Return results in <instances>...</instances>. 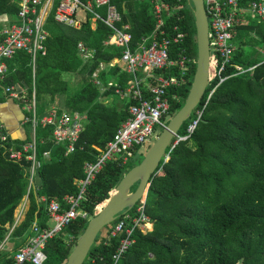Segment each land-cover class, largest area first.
Listing matches in <instances>:
<instances>
[{
    "label": "trees",
    "instance_id": "trees-1",
    "mask_svg": "<svg viewBox=\"0 0 264 264\" xmlns=\"http://www.w3.org/2000/svg\"><path fill=\"white\" fill-rule=\"evenodd\" d=\"M62 1H55L46 21L49 37L36 57L35 67L32 56L25 52L0 60L7 68L0 89L17 86L27 90L24 100L28 104H32L35 94L39 120L53 109L85 115L87 122L78 142L83 151L64 157L65 146L55 145L53 130L41 126L36 129L38 168L29 194L30 209L10 236L15 241L13 251H0V264L13 261L14 254L33 236L36 222L44 228L48 226L49 214L42 197L47 202L63 201L64 196L79 192L76 182L85 178V163H94L99 156L94 147L104 150L129 120V108L137 105L133 101H113L109 105L99 102L100 93L91 83V75L100 64L104 65L99 75L103 81L116 77L124 88L132 79L122 66H109L121 58L122 50L106 46L112 32L101 23L94 30L90 20L81 30L58 24L55 14ZM257 1L242 0V7L248 10ZM111 4L121 15L122 25L129 27L133 47L156 36L157 40L170 41L171 60L182 50L194 61L197 59L194 17L188 0H111ZM157 5L170 11L169 15L163 12L160 29L155 15ZM18 11L16 0H0V16L7 15L10 25L18 22ZM243 21L237 28L234 40L237 52L227 75H236L237 66L255 69L227 80L206 105L214 85L208 87L203 102L179 132V137L187 138L177 145L174 144L178 138L173 141L167 151L170 159L162 162L152 179L147 215L153 232L137 231L135 245L119 264H264V20L246 16ZM180 35L185 39L174 44L173 39ZM81 44L94 52L91 59L84 60L78 49ZM195 71L194 62L188 87L170 90L171 116L184 106ZM76 74L81 79L73 89L65 76ZM177 74L178 70L157 73L166 78ZM174 94L179 95V100ZM105 95L112 96V91ZM196 121L190 134L189 127ZM31 143L29 140L16 144L15 148L19 150ZM46 153L51 155L49 163L44 160ZM141 161L138 156L125 166L106 165L88 186L81 202L88 219L78 218L48 242L45 264H66L98 207ZM30 169L31 163L24 160L18 164L10 162L0 148V246L8 234L6 227L13 223L15 210L28 194ZM136 188L137 185L133 191ZM113 227L114 224L102 231L84 264L112 263L121 239H111L105 244Z\"/></svg>",
    "mask_w": 264,
    "mask_h": 264
},
{
    "label": "built area",
    "instance_id": "built-area-1",
    "mask_svg": "<svg viewBox=\"0 0 264 264\" xmlns=\"http://www.w3.org/2000/svg\"><path fill=\"white\" fill-rule=\"evenodd\" d=\"M55 1L16 0L19 9L18 22L4 26L0 30V60L11 59L16 53L25 52L32 56L35 67L36 57L44 49V43L49 37L45 24ZM202 2L207 16L210 40L209 86L214 85L206 103L208 105L216 89L223 83L234 76L244 75L255 69V67L237 66L236 75H227L228 68L233 65V57L237 52V45L234 43L237 28L245 23L243 17L246 16L264 20V0L253 3L248 10L242 7V0H202ZM163 12H167L168 15L170 13L168 7L157 5L155 15L158 18V29L163 26ZM89 19L94 24L101 23L111 30L112 35L107 41L108 47L122 50L121 58L111 62L110 66L120 65L127 74L132 75V79L124 88L116 80L110 81L107 87L112 88L114 94L121 100L133 101L137 105L129 108V120L121 126L106 148L104 150L94 148L99 152V156L94 163L85 165V178L76 182L79 192L76 195L65 196L63 201L53 199L47 202L44 200L54 227L44 228L36 222L33 225V236L14 254L10 264H45L48 259L45 252L48 242L63 233L78 218L88 219V214L81 209V202L85 199L88 186L108 163L127 165L130 160L143 154V150L145 152L146 147L160 135L157 132L167 126L166 118L171 116L170 90L188 87L192 65L197 62V59L194 61L184 50L178 53L174 61L171 60L169 57L170 41L165 38L157 40L156 36H151L143 39L137 47H133L129 27L122 25L121 15L111 4V0H94L87 3L81 0H63L55 14V21L58 24L76 30H81ZM184 39L185 36L180 35L176 36L172 42L179 44ZM78 49L84 60L92 57V53L87 51L85 46L79 45ZM100 68L104 66L100 65ZM175 70H178V74L174 77L166 78L157 75L159 72L170 73ZM5 73L6 67L1 65L0 80L4 78ZM19 93L14 86L0 89V102L4 95L19 98ZM174 98L179 100L180 97L174 94ZM200 118L201 113L198 112V120ZM83 123L84 119L78 115L71 116L68 113L58 115L56 112L51 113L41 122L45 127H55L54 138L57 144L66 145V156L76 151ZM197 123L198 121L189 127L190 134L193 133ZM186 138L178 137L174 145ZM8 145L9 137L0 122V147L5 150L10 161L19 162L24 158L25 161L33 164L31 169V184H33L37 165L36 145L33 144L19 152L8 150ZM80 150L82 151V148ZM45 157L49 159V155ZM169 159L170 154L167 153L164 162ZM147 195L132 211L122 214L106 236V245L111 239L121 238L112 256L111 264H119L126 252L135 245L134 236L137 231L146 234L153 227L147 215ZM95 261L92 259L93 263Z\"/></svg>",
    "mask_w": 264,
    "mask_h": 264
},
{
    "label": "water",
    "instance_id": "water-1",
    "mask_svg": "<svg viewBox=\"0 0 264 264\" xmlns=\"http://www.w3.org/2000/svg\"><path fill=\"white\" fill-rule=\"evenodd\" d=\"M194 17L197 42L196 71L184 106L175 113L162 133L149 144L141 163L128 171L110 198L102 203L103 210L90 219L85 231L78 238L66 264H84L101 232L119 217L132 211L149 191L153 177L165 161L167 151L184 124L203 102L210 82L211 52L207 16L202 0H188ZM137 185L135 191L134 188ZM101 205V206H102ZM99 208V207H98Z\"/></svg>",
    "mask_w": 264,
    "mask_h": 264
},
{
    "label": "crops",
    "instance_id": "crops-1",
    "mask_svg": "<svg viewBox=\"0 0 264 264\" xmlns=\"http://www.w3.org/2000/svg\"><path fill=\"white\" fill-rule=\"evenodd\" d=\"M259 1L260 0H258L257 2H259ZM9 21H10V18L7 15L0 16V24L2 25V28L4 26L10 25L9 24ZM95 28H96V24H94V22L91 21V29L94 30ZM106 46H107V42H106ZM87 51H89V50H87ZM89 52H91L92 53V56H93L94 52L93 51H89ZM262 55H263V52H262ZM91 58H89V59H91ZM112 62H114V61H112ZM1 65H5L4 62H0V66ZM100 65H102V64H100ZM100 65L95 70V72L91 75V83L95 87L98 88L99 93H100L99 102L101 104H103V105H109L110 103H112L114 101V97H117L118 98V101H121V102L128 101V100H121L120 97H118L117 95L114 94L112 88H108L107 87V84L110 81H114V80L117 81V78L116 77L114 79H110L108 81H103L102 79H100L99 75H100L101 71L104 69V68H100ZM6 70H7V68H6ZM127 75H129V74H127ZM129 76H130V78H132V75H129ZM15 88H16V91L18 93L20 91L19 98H12L10 95H4L1 98L2 101L0 103V122H1V124L3 126V128H4V131L6 132V134L9 137V145L8 146H10V147L7 148L8 150H12V152H19V151H22L24 148L30 147L33 144L36 145V129L39 126H41L43 129L51 128L53 130L52 137H53V141H54L55 145H57V146H65V154H64V157H68L70 155H73L78 150L81 151L80 148H79V146H78V144H77L76 151L73 154H70V155H67L66 156V145L65 144H57V142H56V140L54 138L55 127H53V126L45 127V126H43L41 124V122L47 116H49L53 112H56L58 115H62L64 113H68L71 116L78 115L79 117H82L84 119V123H83V128H84V125L87 122V117L85 115H81V114H79L77 112H73L72 113V112H68L66 110L53 109V110H51L48 113L47 116H45L44 118H42L41 120H39L36 117L35 94L33 96L34 97V100H33L32 104H28L24 100V98H27V90L19 89L17 86ZM107 91H112V96L111 95L106 96L105 93ZM30 113L33 115L32 117L27 116V114H30ZM34 121H36V125H34ZM82 131H83V129H82ZM81 134H82V132H81ZM29 140H31V142H32L31 144L22 146L19 150H17L15 148V145L16 144H23L25 142H28ZM95 149H97V148H95ZM97 150H100V149H97ZM82 151H83V149H82ZM96 152H98V151H96ZM5 154L7 156V153L6 152H5ZM46 155H49V159H46V157H45ZM35 156H36V163H37L36 170H37V168H38L37 148H36V155ZM7 158H8V156H7ZM23 160H24V158L21 161H19V162H13V163H17L18 164V163H21ZM44 160H45L46 163H49L51 161V155L49 153H46L44 155ZM10 162H12V161H10ZM25 162H28V161H25ZM29 163H31V162H29ZM85 164H87V163H85ZM32 166H33V164L31 163V169H32ZM31 169H30V173H29L28 194L25 195L23 197V199H22L23 205H19L18 208L15 210L14 215H13V223L11 224V226H7L6 227V229L8 230V234H7L4 242L0 246V251H4V252H6V251H8V252L13 251V246H14L13 243L15 241H14V239L10 238V236H11L12 232L14 231V229H16L24 221L25 215H27V213H28V211L30 209V203L31 202H30V199H29V194H30V192H31V190H32V188L34 186V183H35L34 180H35V177H36V172H35V176H34V179H33V184H31ZM37 185H38V183H37ZM74 195H76V194H74ZM44 200H46V198L45 197H42V201L43 202H44ZM20 207H22V208L19 209ZM46 208H47V211H48V207L47 206H46ZM7 241H9V243H8V245L5 246V244L7 243Z\"/></svg>",
    "mask_w": 264,
    "mask_h": 264
},
{
    "label": "rangeland",
    "instance_id": "rangeland-1",
    "mask_svg": "<svg viewBox=\"0 0 264 264\" xmlns=\"http://www.w3.org/2000/svg\"><path fill=\"white\" fill-rule=\"evenodd\" d=\"M66 77V79L69 81V83L71 84V86H72V88L73 89H76V87L78 86V83H79V80L81 79V77H80V75H73V76H68V75H66L65 76ZM114 101H118V98L117 97H114ZM171 118H172V116H169V117H167L166 118V124L168 125L169 124V122L171 121ZM162 131L163 130H159L157 133L158 134H161L162 133ZM33 152H31V154H32ZM136 158H138V157H136ZM143 158H144V150H143V154H141V155H139V159H141V160H143ZM135 159V158H134ZM133 161V159L132 160H130L129 162H132ZM20 205H23V201H21V203H20ZM102 206H105V205H102ZM102 206H100L98 209H97V212H98V210L102 207ZM22 207H20L19 209H21ZM39 223V222H38ZM40 224V223H39ZM114 225H115V223H113ZM41 225V224H40ZM153 226V225H152ZM54 227V223L50 220V218H49V221H48V226H47V228H53ZM153 228H154V226L148 231V232H146V234H149V233H151V232H153ZM101 234H102V232H101ZM100 234V235H101ZM59 235V234H58ZM57 235V236H58ZM99 235V236H100ZM56 237V236H55ZM8 243H9V241H7V243L5 244V246L6 245H8ZM76 245V244H75ZM75 247V246H74ZM74 249V248H73Z\"/></svg>",
    "mask_w": 264,
    "mask_h": 264
},
{
    "label": "bare ground",
    "instance_id": "bare-ground-1",
    "mask_svg": "<svg viewBox=\"0 0 264 264\" xmlns=\"http://www.w3.org/2000/svg\"><path fill=\"white\" fill-rule=\"evenodd\" d=\"M104 206H102L99 210L98 213H100L103 210Z\"/></svg>",
    "mask_w": 264,
    "mask_h": 264
}]
</instances>
